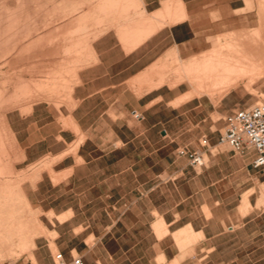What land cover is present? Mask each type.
<instances>
[{"label": "crops", "instance_id": "obj_1", "mask_svg": "<svg viewBox=\"0 0 264 264\" xmlns=\"http://www.w3.org/2000/svg\"><path fill=\"white\" fill-rule=\"evenodd\" d=\"M53 3L56 14L64 16L58 29L65 41L72 32L74 41H82L83 27L94 35L86 45L90 63L79 71L74 88L76 106L66 108L68 129L63 134L60 130L57 135L53 121L40 116L52 111L49 106H35L22 116L32 117L25 130L16 123L12 127L23 150V162L31 165L59 153L53 149L54 142L67 145L61 153L78 143L75 155L53 166V172L61 176L57 183L48 171L38 181L37 189L56 191L54 196L43 195L41 203L57 221L54 248L68 264L78 256L83 264H225L218 258L227 233L224 226L240 222L231 231L235 253L254 256L263 252L264 229L257 221L264 214V204H257L264 170L252 165L253 152L241 155L230 147L218 148L223 145L219 140L225 123L218 137L204 132L200 147L182 144L194 128L188 106H202V102L195 105L191 99L177 104L189 91L182 89L184 82L167 83V76L162 75L174 65L173 71H179L180 63L210 50L212 46L199 53L197 48L207 43L204 31L214 29L215 24H235L234 29L215 37L220 43L232 32L259 31L263 22L257 0L250 10H246V0ZM87 17L89 21L83 24ZM125 17H138L128 19L130 26L127 24L136 34L125 33ZM246 22L248 28L242 26ZM224 48L225 44L219 47L217 60L211 61L217 64L220 82L226 74ZM191 54L195 55L187 59ZM208 54L189 61L186 66H191L184 67L183 78L194 77L188 75L190 70L194 75L192 65L209 63ZM69 134L73 139H68ZM210 147H217V152ZM194 150L207 155L204 166L190 164L187 152ZM68 158L73 160L71 165L56 168ZM46 182L51 187L41 186ZM252 189L251 210L235 217L241 213L243 195ZM258 207L260 211L254 209ZM241 229L246 236L242 237ZM194 235H198L195 240ZM51 244L50 240L37 244L34 255L38 264H53Z\"/></svg>", "mask_w": 264, "mask_h": 264}, {"label": "rangeland", "instance_id": "obj_2", "mask_svg": "<svg viewBox=\"0 0 264 264\" xmlns=\"http://www.w3.org/2000/svg\"><path fill=\"white\" fill-rule=\"evenodd\" d=\"M48 1L49 0H0V15L3 14L8 6H12L11 11L13 9L16 14L14 21L2 25L0 24V27L11 26L13 28H24L27 30V33H24L26 37L19 40L17 38L12 40L11 42L21 43L24 45V47L35 45L39 50L41 47L43 55L41 57L38 56L36 60H42L45 67L44 72L48 71L50 74L48 72H43L42 74H40V72H37L33 75L34 78L37 77V79L35 78L37 81L40 80V78L45 79L43 77V74H45V76H52L56 73L59 74L60 85L62 87V91H60L61 100L63 102L62 106L50 107L52 111L48 112L46 110L43 113H40V116L43 114L46 119H50L51 121H53L52 129H54V131L58 135L60 134V130H62L61 133L63 134L64 130L68 129L64 122L66 120L64 113L67 107L70 108L76 106V102L73 97L74 88L77 83H79V71L90 63L88 62V60L90 59V49L86 45H89L93 41L94 35H92L93 31H89L87 30V27H83L81 30L82 41H74L73 38L75 33L73 32L66 35L69 41H65L63 33L58 29V23L59 21L64 19V16H58L56 14V4L53 3L56 0H50L52 1V5ZM249 1L250 0H246V10L254 8L253 0L252 2ZM257 3L259 6V15L263 22V27H261L259 31L254 33H250L247 31L232 32L226 37L225 43H220L219 40L215 37L221 36L229 30L234 29L235 24L233 22H228L226 25L222 24L219 26L217 24H213L214 29L204 31V34L206 33L208 35L207 43L203 47L197 48L199 49L197 50L199 51V53L209 49L212 46L210 50L202 53L201 56L199 55V57L195 56L184 63H180L179 71H173V67L175 66L174 65L171 67L172 71L168 69L164 71H170L171 73H162L163 76H167V83L175 82L174 84H176L179 82H184V84L182 85V89H186L187 92L189 91V93L181 100H179L177 104L191 99H194L192 103L195 105L198 102H202V106H188V108H192V110L187 114L190 117L191 124L194 126V128L192 131L193 134H190L187 137V139H189L188 141H186L187 143L182 144H187V146L190 148H197L201 146V142H204V140L201 141L204 132H211L212 135H216V137H218L220 131H222L224 127L225 117L230 112L250 107L251 105L264 99V0H257ZM16 5H18L19 9H16ZM19 5L21 6V9H23L21 11H24L21 14ZM51 11L54 12L50 13ZM255 16V14L252 16L253 19H255ZM142 17L143 16H140L139 18ZM230 17L233 18L234 16L231 15ZM217 18L218 16L213 17V19ZM125 19L127 20L125 25H127L129 17H125ZM86 21H89L88 17L85 18V20L83 19V24H85ZM104 21V18L100 20L101 23ZM128 25L127 27H125L127 28L125 33L127 34L128 32H130L131 34H136V32H131L128 30L131 29V27H129L130 25ZM242 26H246L248 28L249 24L248 22H246ZM115 27L117 26H114V28ZM135 27H133V29ZM224 28L225 30H223ZM83 29L86 30L83 31ZM66 43L69 45L65 46ZM224 44V49L231 50L235 45L243 44L249 48L250 53L253 51V53L255 54L254 58L259 59L258 64L260 70L258 71V73H256V71H234L237 66L239 67V59L235 56H225L226 64L224 69L226 74L225 79H222V81L220 82L218 80L219 74H217V64L212 63L211 61L217 60V53L219 50L218 48L223 47ZM69 49L71 50V55L64 54V51ZM206 54L209 55L208 58L210 62L192 65L194 66V68H196V70L194 69V75L193 73H191L192 70L188 72V75H190V77H194L191 79L187 77L183 78L184 67L191 66L189 64L186 66V64L193 58L194 60H196L202 58ZM193 55L195 54L189 55L187 59ZM22 56L23 55L9 54L4 56L3 59L13 60L22 58ZM27 57L31 58L32 56L28 55ZM61 60L64 62H62ZM45 62H47V64ZM55 62H57L58 64L62 63L60 65V69L59 67L54 66L57 65V63ZM197 69L200 71H198ZM17 74L24 75L27 79L30 78V75H32H29V73H25L22 71H17ZM235 80L237 81L239 87L233 90L231 89V85ZM204 84H210V87L206 88ZM219 84L222 85L221 90L218 89ZM31 89L33 92L36 91L35 85H32ZM219 91L220 94H218ZM34 96L35 94L33 95V98ZM40 106L48 105L43 104ZM32 109L33 107H11L7 112V117L9 125L13 131V137L11 140L6 142H3L2 138L0 137V145L3 146L2 148H0V204L10 203L13 205L26 206L29 209L27 214L28 222L26 221V219L25 221H23V223H20V225L28 224L29 226V231L26 236H8L0 238V264H38L34 255V249L37 247V244L41 245L48 240L52 242V256L54 257V255L59 252L57 248H54L53 243V240L57 235V233L54 231V229L57 227V221L55 217H53L52 213H49L47 210H44L41 207L43 195L47 196L50 194L51 196H54L56 194V191H50L48 193L46 190L37 189L39 186L38 181L41 178V173L43 171H48L53 182L57 183L60 180L61 176L53 172V166L59 161L63 160L65 157L75 155L78 143L70 144L68 151L61 153V151L65 150L67 145L63 142H54L52 144L53 149L55 152L59 153L50 155L46 160L33 165L28 164V162H23V150L18 143L12 126H15L16 123L18 124V126H20L21 128L23 127L25 130L27 128V125L31 123L32 117L30 116L29 118L24 119L22 118V116H27L29 113H31ZM57 114H59V119ZM135 116L140 117V115L138 114H135ZM42 122L43 121H40V123ZM69 123L70 121L67 122L68 127L71 130H74V128H72ZM68 137L69 140L73 139V136L71 134H69ZM4 143L6 144L3 145ZM218 148L220 150H228L229 146L227 144H223L219 145ZM185 149L188 150L187 147ZM210 150H212L213 152H217L218 149L217 147H210ZM205 159L206 161L208 160L207 155ZM72 163V158H68L64 163H62L60 166H57L56 168L63 167L65 165H71ZM68 174L69 171H67L65 175H63V178H65ZM41 186L49 188L50 185L48 184V182H46L45 185ZM258 186L260 188V196L257 205L260 206L264 204V184L259 183ZM252 191L253 189L243 195L240 205L241 213L235 214V217H239V215L244 216L246 212H248V210H251V202L249 207L250 209L248 208L245 211L243 210V200L244 196L246 194L250 195ZM235 202L236 201H234V204ZM254 209L260 211L261 207ZM221 215H224V212H222ZM257 222L258 226L264 229V214L260 216V219H258ZM239 226H241L240 222L236 224L231 223L224 226V231L227 233L224 235L223 239L224 248L222 249V253L218 256V258L220 260L226 261L225 264H264V251L259 252L254 256L244 254L238 255L237 252L235 253L233 245L235 241L234 233H232L231 231L234 230V228H238ZM241 230L242 237L246 236L245 229ZM197 237L198 235H194V240L197 239ZM30 257H33L35 259V263L31 260ZM250 258H252V261H250ZM255 259H258L260 261L255 263Z\"/></svg>", "mask_w": 264, "mask_h": 264}, {"label": "bare ground", "instance_id": "obj_3", "mask_svg": "<svg viewBox=\"0 0 264 264\" xmlns=\"http://www.w3.org/2000/svg\"><path fill=\"white\" fill-rule=\"evenodd\" d=\"M11 7L12 6H8L3 14L0 15L1 25L11 23L15 20L14 18L16 17V14L13 9L11 11ZM16 9H19L18 5H16ZM21 10L23 9H21L20 6V14L24 12ZM135 18L138 17H131L129 20H135ZM85 30L86 29H83V31ZM24 33H27V30L24 28H13L11 26L0 27V137L2 138L3 142L9 141L13 137V131L9 125L7 117V112L11 107H35L43 104L48 105L49 107H61L63 103L60 94L62 87L60 85L59 74L53 73L54 75L52 76H45V74H43L45 79L40 78L38 81L36 80L37 77H35V79L33 76L37 72L42 74L45 70L43 61L36 60L38 56L41 57L43 55L41 47L39 50L35 45L24 47V45L21 43L11 42L17 38L18 40L25 38L26 36ZM70 53V49L64 51V54ZM9 54L23 55L24 57L22 56V58L13 60H4L3 57ZM28 55L32 57L28 58ZM224 55L228 57L235 56L239 59V67L237 66L234 71H256V73H258L260 70L258 64L259 59L254 58L255 54L253 51L250 53L249 48L243 44L235 45L231 50L224 49ZM45 63L47 64V62ZM61 64L62 63H57L59 66L53 65L59 67L60 69ZM17 71H22L32 75H30V78L27 79L24 75H18ZM32 85H35L36 88V91L34 92L31 89ZM204 85L206 88L210 87V84ZM237 85L238 83L235 80L231 85V89L236 88ZM34 94L35 96L33 98ZM5 144L6 143L3 145ZM2 147L3 146L0 145V148ZM249 196V194H246L244 198V211L250 207ZM28 211L29 209L26 206L13 205L10 203L0 204V238L8 236H26L29 231V226L28 224L20 225V223H23V221L26 219L28 222ZM30 258L35 263V259L33 257Z\"/></svg>", "mask_w": 264, "mask_h": 264}, {"label": "built area", "instance_id": "obj_4", "mask_svg": "<svg viewBox=\"0 0 264 264\" xmlns=\"http://www.w3.org/2000/svg\"><path fill=\"white\" fill-rule=\"evenodd\" d=\"M219 142L227 144L238 154L254 153L252 165L264 170V99L250 107L230 112L225 117L224 131ZM192 166L201 167L206 163L204 152H187ZM53 264H68L61 252L53 257ZM71 264H83L81 257H75Z\"/></svg>", "mask_w": 264, "mask_h": 264}]
</instances>
